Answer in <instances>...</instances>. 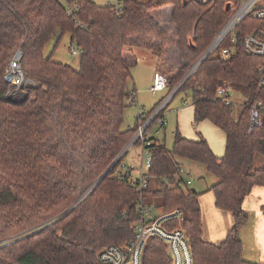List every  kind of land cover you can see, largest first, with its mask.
Returning a JSON list of instances; mask_svg holds the SVG:
<instances>
[{
  "label": "trees",
  "instance_id": "obj_1",
  "mask_svg": "<svg viewBox=\"0 0 264 264\" xmlns=\"http://www.w3.org/2000/svg\"><path fill=\"white\" fill-rule=\"evenodd\" d=\"M68 2L70 8L60 0H0V246L17 240L0 249V264H101L105 248L134 240L138 205L150 197L163 212L183 211L194 264H264L244 259L239 236L249 220L244 202L264 190V113L262 125L250 129L251 107L264 100L258 83L264 58L243 45L261 21L247 17L236 30L235 51L208 57L186 79L232 16L231 0ZM66 34L81 50L79 70L45 56L50 41L57 37L59 45ZM146 48L168 57L156 68L170 91L185 81L178 93L192 92L194 125L209 121L225 134L226 145L218 157L202 133L190 140L177 130L171 150L150 139L148 187L141 189L111 167L138 129L139 119L134 128L123 124L128 101L136 103L129 90L131 54ZM171 48L179 66L166 74ZM18 51L34 84L14 102L6 98L5 75ZM225 83L246 100L238 121L233 103L218 97ZM258 155L262 165L255 169ZM182 161L204 165L216 177L210 189L215 206L234 219L221 244L203 239L202 194L178 186ZM144 263L169 264L161 240H149Z\"/></svg>",
  "mask_w": 264,
  "mask_h": 264
},
{
  "label": "built area",
  "instance_id": "obj_2",
  "mask_svg": "<svg viewBox=\"0 0 264 264\" xmlns=\"http://www.w3.org/2000/svg\"><path fill=\"white\" fill-rule=\"evenodd\" d=\"M198 1L201 3H214L216 0ZM73 9L74 8L72 7L71 10ZM231 10L232 16L222 27L208 50L191 68L186 79L198 69L203 61L214 55V53L219 50L220 45L231 35L232 47L221 53L222 56H230L235 51V47L238 44V38L235 34L236 30L249 16L260 20L261 25L256 28L252 34L244 37L243 45L249 55L264 58V0H238L236 5H232ZM79 51L81 53L80 49ZM76 53L77 51L74 49L73 54ZM21 59L22 52H16L9 63L5 75V81L9 85L6 98L14 102L24 99L25 93L23 89L30 86L32 83L23 71ZM184 82L180 83L170 91L168 89V78L166 75L160 71L155 72L151 92L157 94L168 89L169 96L166 99L163 98L153 111L148 114L143 113L139 117L138 129L135 136L111 167V169L118 167L117 176L120 179L138 183L141 189H146L148 187V172L152 163L151 154L146 150L147 147L152 144L150 141L152 138L149 136L154 132L158 134L156 129H164L166 127V109L170 105L172 99L177 95ZM258 83L259 87L264 89V64L259 67ZM231 90V87L226 83L220 85L218 97L226 105H231L233 103L230 94ZM263 113L264 100L255 102L250 110L251 130L262 125ZM134 148L141 149V153L138 157L141 158L144 168L142 167L140 172H136L138 168H136L135 163H133L132 168L129 169L123 163L124 158ZM177 176L178 186H184L185 184L189 186L192 184L190 179H183V176L190 178V173L184 167H181L178 170ZM138 212L139 219L134 227V240L124 245L108 246L105 248L99 255L101 264H145V249L149 240L152 238H157L166 245L169 264H194L191 240L187 231L183 228L184 213L182 210L174 209L170 212H163L160 210V212L157 213L151 206L141 201L138 205ZM262 216L264 217V211Z\"/></svg>",
  "mask_w": 264,
  "mask_h": 264
},
{
  "label": "rangeland",
  "instance_id": "obj_3",
  "mask_svg": "<svg viewBox=\"0 0 264 264\" xmlns=\"http://www.w3.org/2000/svg\"><path fill=\"white\" fill-rule=\"evenodd\" d=\"M67 8H70V4L68 0H60ZM95 3L101 6L106 5H118L120 1L123 0H93ZM232 5H236L238 0H231ZM73 7V5H72ZM163 18L165 20V24L170 32L173 30L170 24L169 15L164 13ZM174 35V32L171 33ZM58 39L55 37L50 41V43L46 46L45 56L47 58L52 57V60L56 62H60L63 64L71 65L75 70L80 69V51L79 48L71 43V35L66 34L61 42L57 43ZM156 43V42H154ZM232 47V36H228L227 39L220 45L219 50L214 53L215 56L221 55L224 50L230 49ZM74 49H76L77 53L73 54ZM170 54V67H165L164 72L169 74L170 70H174L177 66H179V60L177 56V52L175 49L171 48L168 50ZM130 51L126 53V56L129 57ZM131 77L129 79V90L131 93L135 92V96H137V102L135 104L130 105V101H128V108L125 112V119L123 124V129L134 128L138 124V119L143 113V111L148 114L153 111L157 105L161 102L163 98H167L169 96V90L167 89L164 92H160L157 94H153L151 92V88L153 86L154 79V71L156 67H158L160 61L165 58V54H161V52H154L152 48L146 49H138L133 51L131 54ZM168 57L164 59L163 63H166ZM168 65V66H169ZM32 82L30 84L33 85ZM29 85V84H28ZM231 99L233 101V118L238 121L244 108L245 99L233 92L230 91ZM193 104V94L191 91L183 90L178 95H176L170 105L167 107L165 112V120L167 122L166 127L164 129L158 128V134L156 132L150 134L149 137L158 139L159 141L165 143L168 149H172L174 143L175 133L180 131L182 136L187 139H196L198 138V133H202L204 136H207L211 143L213 144L215 150L218 152L225 153V143L226 138L225 134L217 129L212 123L209 121H205L199 125L193 124V113L191 110ZM194 137V138H188ZM141 153L140 148H134L128 155L124 158L123 163L127 166V168H132V164H136V172H140L144 165L142 160L138 155ZM181 161V160H180ZM184 164V168L190 173V178L187 176H183V179H190L192 184L188 186L189 189L197 192L198 194H202L200 199V206L202 212V224H203V239L211 240V239H219V237H223L225 232L227 233L229 222L231 221V217L225 214L220 213L214 204V196L211 193L210 189L216 182V177L210 174L206 167L201 164L182 161ZM262 165V157L260 155L257 156L255 162V169H258ZM158 183L154 182L152 186V190L157 189ZM147 205L151 206L153 210L157 213L160 212L158 200L150 197L147 200ZM249 214V220L244 225V229L239 233L242 239L245 241L246 249L244 253V259L252 261V254L255 250L253 243L254 229L253 222L255 218V213L252 209H247ZM208 240V241H209ZM212 242V240H211ZM255 263H259L258 260L254 261Z\"/></svg>",
  "mask_w": 264,
  "mask_h": 264
},
{
  "label": "crops",
  "instance_id": "obj_4",
  "mask_svg": "<svg viewBox=\"0 0 264 264\" xmlns=\"http://www.w3.org/2000/svg\"><path fill=\"white\" fill-rule=\"evenodd\" d=\"M156 71H157V68L155 69L154 74H155ZM136 98H137V96L135 97V99ZM136 102H137V99H136ZM191 110H192V113H193V124H194V110H193V107H191ZM143 113H145V112L143 111ZM199 125H197V126L199 127ZM188 138H194V137L188 136ZM204 138L209 142V144H210L211 148L213 149L214 153L218 157H222L223 153H221L219 151L217 152L215 150V148H214L213 144L211 143L210 139L207 136H204ZM197 139L198 138L191 139V140H197ZM183 167H184V165H183ZM214 204H215V201H214ZM244 209L246 211H247V209H252L254 211V213H255V218H254V222H253L254 223L253 224L254 236H253V239H252L253 243H254L255 250H254V252L252 254V257H251V258H253L252 261H250V259H248L247 261L254 262V261L258 260L259 263H264V217L262 216V213L264 211V190L261 189V188L256 189L254 191V193H252V195L250 197H248L246 199V201L244 202ZM217 210L220 213L231 217V221L229 222V225L227 227L228 228L227 233L226 232H225V234L222 233L223 237L220 236L219 239H215V240L211 239L212 242L209 239H208L209 241L206 240V239H204V240H206L208 242H211V243H214V244H221L226 239V236H227L229 230L233 227L234 219H233V216L230 213L222 212L219 209H217ZM244 227L245 226H243L241 228V230H243ZM241 230H240V232H241ZM203 233H204V231H203ZM240 238H241V236H240ZM241 240L243 242V257H244L245 250H247V249H246V246H245L244 239L241 238Z\"/></svg>",
  "mask_w": 264,
  "mask_h": 264
},
{
  "label": "water",
  "instance_id": "obj_5",
  "mask_svg": "<svg viewBox=\"0 0 264 264\" xmlns=\"http://www.w3.org/2000/svg\"><path fill=\"white\" fill-rule=\"evenodd\" d=\"M202 63H203V62H202ZM202 63H201V64H202ZM16 241H17V240H15V241H13V242H10V243H8V244L1 245V246H0V249L6 247V246H8L9 244L14 243V242H16Z\"/></svg>",
  "mask_w": 264,
  "mask_h": 264
}]
</instances>
